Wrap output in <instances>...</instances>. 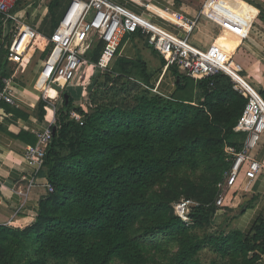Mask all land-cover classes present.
I'll return each mask as SVG.
<instances>
[{
    "label": "trees",
    "instance_id": "16d2710c",
    "mask_svg": "<svg viewBox=\"0 0 264 264\" xmlns=\"http://www.w3.org/2000/svg\"><path fill=\"white\" fill-rule=\"evenodd\" d=\"M93 49L97 62L103 45ZM122 63L93 76L88 110L73 98L57 110L44 166L54 192L40 199L29 225H0V264H147L151 252L169 264H199L206 249L232 264H264V217L246 232L208 231L230 166L225 148L241 149L246 136L234 131L246 98L225 74L199 80L197 104L185 74L163 96L148 76L139 79V63ZM203 169L214 176L181 182V173ZM182 195L198 203L189 223L175 214Z\"/></svg>",
    "mask_w": 264,
    "mask_h": 264
},
{
    "label": "crops",
    "instance_id": "0c3cea01",
    "mask_svg": "<svg viewBox=\"0 0 264 264\" xmlns=\"http://www.w3.org/2000/svg\"><path fill=\"white\" fill-rule=\"evenodd\" d=\"M71 1L17 0L11 14L23 24L35 25L40 34L50 37ZM114 1L131 12L144 13L145 9L131 0ZM148 1L153 4L151 9L162 14H149L148 17L179 36L189 35L192 44L221 60L232 58L239 62L244 68L246 81L264 91V0ZM166 8L195 21L194 27L188 24L186 31L177 28L173 14L163 11ZM14 23L3 19L0 25V90L5 88V80L10 79L12 92L19 104L12 105L0 99V225L25 227L33 220L40 199L48 193V179L46 169H38L28 163L24 155L28 146L37 143L38 133L52 122L56 109L63 106V93L67 92V87L62 88L63 92L51 91V96L44 97L40 74L48 46L35 43L27 47L24 57L11 59L8 56ZM99 44L103 45V42L94 40L92 50L89 49L85 55L87 61H91L93 48ZM124 61L133 65L139 63V79L144 80L145 75L148 76L153 91L167 97L176 92L177 83L181 80L179 74H184L175 67L165 69L164 60L141 33L128 35L122 40L112 66L123 65ZM94 71H97L96 76L99 70L95 68ZM94 75L89 73V76ZM190 78L195 83L196 100L202 91L198 87L199 80ZM68 86L81 88L76 98L79 101L67 93L76 104L88 110L80 96L86 90L85 83ZM85 97L87 99L88 96ZM42 102L46 104L44 115L40 107ZM261 141L253 151L257 159L264 157V135ZM225 200L223 209L219 207L214 227L224 232L248 231L257 218L264 217V168L254 180L246 179L242 172L236 185L226 192Z\"/></svg>",
    "mask_w": 264,
    "mask_h": 264
},
{
    "label": "built area",
    "instance_id": "2783aa9c",
    "mask_svg": "<svg viewBox=\"0 0 264 264\" xmlns=\"http://www.w3.org/2000/svg\"><path fill=\"white\" fill-rule=\"evenodd\" d=\"M17 0H0L2 20L13 21V42L8 56L11 59L24 57L27 47L35 43L50 46L51 50L41 69V79L44 80V97L48 98L51 91L57 92L55 85L67 87L77 81L80 68L89 61L85 53L91 49L94 40L103 42V49L97 62L92 64L96 69L104 71L110 68L116 58L122 40L131 34L141 33L148 44L154 48L164 60L165 69L177 68L196 80L225 74L231 78L234 87L247 98V103L234 127L235 132L245 133L241 149L227 146V160L230 166L225 170L217 187L220 191L216 205H226V192L233 188L242 172L245 178L254 180L264 168V157L257 159L253 151L258 147L264 135V94L248 83L243 75L242 64L232 58L221 60L215 54L195 46L189 40V35L179 36L156 23L151 15H162L151 9L148 0H131L142 6V14L131 12L126 6L114 0H72L67 7L57 29L50 37L38 32L35 25L23 24L11 14ZM163 11L172 13L177 28L186 29V25L194 27L195 21L186 18L180 12L170 8ZM186 31V30H185ZM189 32V31H188ZM11 80H5V88L0 90V99L12 105H19L12 92ZM56 98V97H55ZM50 99V97H49ZM52 101V100H49ZM55 109V108H54ZM56 112L49 126L38 133L37 143L27 147L25 160L42 169L49 144L53 136L52 127L56 124ZM72 118L84 124L81 114L73 111ZM48 192H54V187L48 183ZM198 203L193 200H183L175 206V214L185 222H190V213Z\"/></svg>",
    "mask_w": 264,
    "mask_h": 264
},
{
    "label": "rangeland",
    "instance_id": "374dc122",
    "mask_svg": "<svg viewBox=\"0 0 264 264\" xmlns=\"http://www.w3.org/2000/svg\"><path fill=\"white\" fill-rule=\"evenodd\" d=\"M91 50H92V46H91ZM86 52L85 55H87ZM95 62L89 61L87 64H84L81 68H80V75L77 78V81H75L73 84H81L82 82L85 83V92L83 93L82 99H83V103L87 106V102H86V97L89 95V87L92 86V81H93V77L89 76V73H93V75L97 72L94 71L95 67L92 65ZM88 77H91L90 79H87ZM66 91L71 94L75 100L78 96L79 93L81 91L80 87H72V86H67ZM51 96V95H50ZM199 99V98H198ZM198 99L195 100V104L198 103ZM88 107V106H87ZM262 142V141H261ZM182 177L181 178V182H183L184 184H187L188 182H192L194 184H201L205 179L207 178H211L214 176V172L213 170L208 173L206 169L203 170H197L195 172H192L191 170H187L183 173H181ZM181 187L179 186V189ZM218 193H220V191L218 190ZM185 199V196L182 195L177 201L181 202ZM192 200V199H190ZM194 200V199H193ZM175 204H177V202H175ZM223 209V208H222ZM217 219L214 220L211 228L208 230L210 232H217L220 231L219 229H216L215 226V222ZM16 227V226H15ZM198 234H203V232L205 231V228H199L197 230H195ZM148 260H147V264H169V258L165 257L164 255H162L161 253H155V252H151L150 254H148ZM197 260L199 261V264H232V262H230V260H223L222 258H219V255H217L216 253H214L212 250L210 249H206V250H202L199 254L198 257H196ZM195 258V259H196ZM70 264H72L70 262ZM111 264H124L118 260H113Z\"/></svg>",
    "mask_w": 264,
    "mask_h": 264
},
{
    "label": "water",
    "instance_id": "95a60500",
    "mask_svg": "<svg viewBox=\"0 0 264 264\" xmlns=\"http://www.w3.org/2000/svg\"><path fill=\"white\" fill-rule=\"evenodd\" d=\"M59 92H63V89L57 85L54 86ZM63 97L65 99L66 104H68L69 100H70V95L67 92L63 93Z\"/></svg>",
    "mask_w": 264,
    "mask_h": 264
},
{
    "label": "bare ground",
    "instance_id": "6f19581e",
    "mask_svg": "<svg viewBox=\"0 0 264 264\" xmlns=\"http://www.w3.org/2000/svg\"><path fill=\"white\" fill-rule=\"evenodd\" d=\"M41 84H42V86L44 85V80L42 79V81H41Z\"/></svg>",
    "mask_w": 264,
    "mask_h": 264
}]
</instances>
